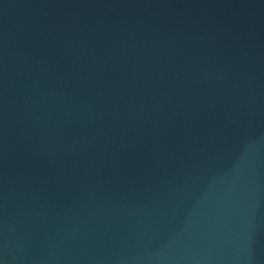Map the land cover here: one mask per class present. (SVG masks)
<instances>
[{
  "label": "water",
  "instance_id": "1",
  "mask_svg": "<svg viewBox=\"0 0 264 264\" xmlns=\"http://www.w3.org/2000/svg\"><path fill=\"white\" fill-rule=\"evenodd\" d=\"M0 264H264V0H0Z\"/></svg>",
  "mask_w": 264,
  "mask_h": 264
}]
</instances>
